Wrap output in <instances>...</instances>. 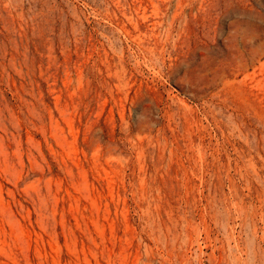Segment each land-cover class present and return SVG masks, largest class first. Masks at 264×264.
Here are the masks:
<instances>
[{"label": "rangeland", "instance_id": "374dc122", "mask_svg": "<svg viewBox=\"0 0 264 264\" xmlns=\"http://www.w3.org/2000/svg\"><path fill=\"white\" fill-rule=\"evenodd\" d=\"M0 264H264V0H0Z\"/></svg>", "mask_w": 264, "mask_h": 264}, {"label": "bare ground", "instance_id": "6f19581e", "mask_svg": "<svg viewBox=\"0 0 264 264\" xmlns=\"http://www.w3.org/2000/svg\"><path fill=\"white\" fill-rule=\"evenodd\" d=\"M138 1H139V0H138ZM157 4H158V3H157ZM159 7H160V6H159ZM159 7H158V8H159ZM169 9H170V8H169ZM145 13H146V12H145Z\"/></svg>", "mask_w": 264, "mask_h": 264}]
</instances>
